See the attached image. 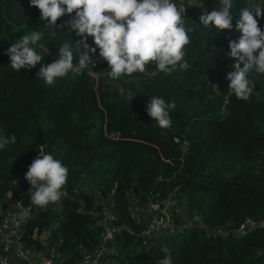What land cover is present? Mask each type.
Segmentation results:
<instances>
[{"label": "trees", "instance_id": "obj_1", "mask_svg": "<svg viewBox=\"0 0 264 264\" xmlns=\"http://www.w3.org/2000/svg\"><path fill=\"white\" fill-rule=\"evenodd\" d=\"M174 2L186 7L187 70L178 67L166 75L150 63L145 73L111 79L97 49L89 53L95 62L89 67L100 72L69 73L49 86L37 73L51 62L15 71L7 49L25 34L42 31L34 48L50 47L59 55L67 40L78 63L85 51L77 44L80 37L67 27H45L30 0H0V136H16L14 144L0 149V207L29 186L24 174L41 150L69 169L59 203L41 209L28 195L30 215L21 239L30 251L52 247L56 263L76 264L97 243L94 215L108 206L118 232L104 264H159L163 247L169 248L172 264H264V225L238 237L188 228L142 245L141 224L127 209L131 201L142 207L173 196L209 229L264 216V74L250 72L255 87L247 100L237 99L226 79L234 63L229 41L241 36L235 28L240 12L264 8V0H233V29L219 32L199 17L219 10L220 0ZM259 26L264 30V18ZM87 43L95 46L91 36ZM129 92L135 94L132 100ZM152 96L175 102L170 128L161 129L147 114ZM38 130L42 145L34 143ZM83 177L93 187L81 188Z\"/></svg>", "mask_w": 264, "mask_h": 264}, {"label": "clouds", "instance_id": "obj_2", "mask_svg": "<svg viewBox=\"0 0 264 264\" xmlns=\"http://www.w3.org/2000/svg\"><path fill=\"white\" fill-rule=\"evenodd\" d=\"M30 5L38 7L39 18L46 22L45 27H67L80 37L77 44L85 49L78 63H74L72 45L65 40L58 48V59L41 66L37 73L46 85H54L57 78L70 72L92 71L89 64L94 67L95 62L89 53L95 54L97 49L99 56L107 62V76L111 79L145 73L150 63L155 65L157 72L166 75L178 67L181 70L189 68L184 57L191 40L189 30L185 28L186 7L182 2L178 5L174 0H30ZM231 8L233 0H220L219 10L203 11L200 23L205 27H215L217 32L231 31ZM66 15L69 18L58 26L57 21ZM259 18H264V8L242 9L235 25L241 36L238 40L229 41L231 50L228 55L234 63L226 79L229 81L228 89L237 99L247 100L253 94L255 85L249 79L250 72L255 70L264 74V30L259 26ZM43 35L42 31H32L7 49L13 70L34 68L42 60L43 56L33 46ZM89 36L93 38L94 47L87 43ZM212 86L218 89L217 85ZM134 95L129 92V99L132 100ZM175 107L174 101L166 102L163 97L152 96L146 111L161 129H168L172 124L169 110ZM15 142V134L0 136V149ZM68 175L69 169L61 160L41 150L25 173L30 184L32 205L47 209L48 205L59 203ZM22 215L28 217L30 209L24 208ZM162 251L166 255L159 264H172L169 248L163 247Z\"/></svg>", "mask_w": 264, "mask_h": 264}, {"label": "built area", "instance_id": "obj_3", "mask_svg": "<svg viewBox=\"0 0 264 264\" xmlns=\"http://www.w3.org/2000/svg\"><path fill=\"white\" fill-rule=\"evenodd\" d=\"M29 188L30 184L25 190H18L12 202L0 207V264H59L56 263L58 256L52 247L30 251L21 239L22 227L28 218L22 215V211L27 208L25 202L30 195ZM127 209L132 218L141 224L138 236L143 240L142 245L156 235H177L188 228L202 229L206 235L222 237L230 233L238 237L248 230L264 225V216H262L258 219H246L233 228L209 229L197 213H184V206L182 207L173 196L142 207H137L134 201H131ZM143 214L145 218L142 217ZM115 220L116 215L108 206H103L94 215L95 225L99 228L97 243L91 251L82 254L76 264L106 262V256L112 252L114 236L118 232L114 224Z\"/></svg>", "mask_w": 264, "mask_h": 264}, {"label": "rangeland", "instance_id": "obj_4", "mask_svg": "<svg viewBox=\"0 0 264 264\" xmlns=\"http://www.w3.org/2000/svg\"><path fill=\"white\" fill-rule=\"evenodd\" d=\"M35 50L37 51L38 54H40V55L43 56L42 60L40 61L41 63H43V62H53L55 59H58V55L57 54H54L51 51V48L50 47L39 46V47H35ZM89 69H93V70L92 71H89L88 69H86L84 71L87 72V73H90V74H95V75H96V72H100V69H94L92 67H89ZM70 74H72V73L70 72ZM90 184H91V181L89 179H87L86 177H83L82 178V183H81V186L80 187L81 188H84V187H87L88 188V187H90ZM92 187H93V185H92ZM182 207H183V205H182ZM142 217L145 218L144 214H143Z\"/></svg>", "mask_w": 264, "mask_h": 264}, {"label": "water", "instance_id": "obj_5", "mask_svg": "<svg viewBox=\"0 0 264 264\" xmlns=\"http://www.w3.org/2000/svg\"><path fill=\"white\" fill-rule=\"evenodd\" d=\"M171 138H174V134H171V135H169ZM175 141L177 142V143H180V140H178V139H175ZM34 143L35 144H38V145H42L43 143H44V140H43V138H42V133H41V131H37V134H36V136L34 137Z\"/></svg>", "mask_w": 264, "mask_h": 264}]
</instances>
